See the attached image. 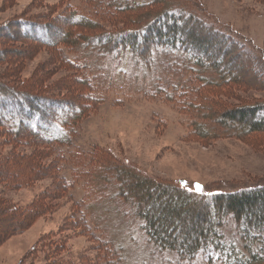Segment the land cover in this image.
Returning <instances> with one entry per match:
<instances>
[{
  "label": "rangeland",
  "instance_id": "1",
  "mask_svg": "<svg viewBox=\"0 0 264 264\" xmlns=\"http://www.w3.org/2000/svg\"><path fill=\"white\" fill-rule=\"evenodd\" d=\"M130 1L118 2L124 6ZM139 1L151 5L129 14L145 18L125 23L109 17L107 5L99 0H0V85L6 89L23 88L39 97L74 95L80 101L75 84H70L72 68L53 48L24 34L29 27L25 22L52 25L53 38L75 32L68 27V17L57 19L65 7L101 33L137 31L165 11L183 9L201 22L185 23L180 18L179 40H185L191 51L199 49V60L204 55L213 60L223 78L218 87L215 72L199 67L192 71L188 60L177 55L165 58L162 52H153L147 63L137 55H97L79 44L63 48L69 60L89 66L99 103L81 120L71 145L61 149L65 162L55 173L47 147L39 144L37 150L35 142L25 144L21 138L13 145L0 135V264H84L86 260L102 264L100 239L109 241L112 250L117 248L119 264H210L203 255L189 262L155 249L142 222L129 212L135 207L131 199L118 195V181L102 168V158L155 183L183 186L186 192L197 185L204 193L228 194L264 187V131L247 132L249 120L253 124L261 120L240 119L250 107L264 104V0ZM169 24L173 22L156 26L163 32ZM77 30L84 35L83 25ZM152 31L140 34L141 41L134 43L137 49L148 37L156 40ZM235 43L242 49L233 48ZM238 111L234 120L244 122L240 128L224 120ZM259 115L264 118V112ZM10 151L19 154L21 164L36 162L37 157L44 168L39 166L38 175L29 182L19 175L27 174L26 169H17L14 178ZM98 155L99 166L92 161ZM134 193L141 198L149 194L147 205L156 210L163 202L179 200L167 194L157 204L156 191ZM192 201L189 207L194 206ZM199 203L198 209L207 213L209 202ZM260 209L264 212L263 202L253 213ZM194 215H181L168 224L176 228V245L201 225ZM225 222L218 232L225 244L230 239L236 242V225L230 217ZM261 234L264 237V231ZM254 248L261 250L259 245Z\"/></svg>",
  "mask_w": 264,
  "mask_h": 264
},
{
  "label": "trees",
  "instance_id": "2",
  "mask_svg": "<svg viewBox=\"0 0 264 264\" xmlns=\"http://www.w3.org/2000/svg\"><path fill=\"white\" fill-rule=\"evenodd\" d=\"M118 1L119 0H99L100 4L107 5L105 12L109 17L117 20L119 19L120 21L122 20L125 23H132L134 21L141 22L145 16L138 17L130 14L136 13V9L151 5V3H143L142 5L138 0H131L124 6H121ZM182 11L184 10L174 7L173 12L169 13V10L165 11L162 15L157 17V19L155 18L145 25H142L137 31L127 30L120 33H101L96 32L97 30L94 29L95 25H90L82 15L75 13L69 7H65L61 10V15L57 16V19L64 20L62 18L68 17L70 19V25L68 27L76 29V31H69L68 34L66 33L60 38H53L52 30L54 28L52 25L35 22L23 23V25L27 24L29 26L25 29L24 34H29L37 42H44L47 47L53 48L60 55L61 62L65 66L72 68L73 72L71 74L72 79L70 80V84L72 86L75 84L80 101L74 95H67L60 98L39 97L37 95L25 93L23 88L10 87L6 89L0 85V135L4 139L3 141L12 142L13 145H16V143H18L16 139L21 138L25 144L35 142L37 150L39 149V144L47 147L49 150L47 153L53 157L51 164L54 173L59 170L61 164L65 162L64 154L61 152V149L71 145L79 123L82 119L84 120L87 114L93 110L94 106L99 103V97L96 95L97 89L95 80L91 77L89 66L75 60H69L63 51V48H73L74 45L77 44L82 45L85 50H90L97 55H115L118 56V58L125 56L134 58V56L136 57L137 55L141 56V59L147 63L149 60H153V56L151 55L153 52H157L158 54L162 52L165 58L177 55L193 64L194 68L192 71L199 67L202 68V70H210L218 74L219 79L217 82L218 87H220L223 78L221 73H219L220 70L217 64L205 55V58L199 60L197 57L199 49L197 48L198 50L193 49L191 51L185 46V40L183 42L179 40L176 30L180 18H183L185 23L201 22L197 17L185 14ZM181 13H184V15H181ZM123 15L126 16L122 17ZM167 20L170 22L172 21L173 24H169V29L164 28L162 32L161 29L157 28L156 24H163ZM79 25L84 26L83 31L85 36H81L77 33V31L79 32V30H77ZM153 27L156 29L154 30ZM206 27L209 30L211 29V31L213 29L211 25H206ZM152 30H154L155 33ZM151 31L156 40L153 39L152 41L150 39L151 37H148L146 41L144 40L141 42L143 45L141 50L137 49V46L134 45L135 40L140 39L141 35H145ZM213 31L217 36L222 35L219 31ZM186 37L189 40L192 39V36L189 34ZM224 38H226V36H224ZM227 40L229 42H234L232 38H227ZM149 43L151 44L150 46H148ZM232 45L233 48H239L236 43ZM69 89L70 88H67V91ZM181 91L184 90L182 89ZM263 106L264 104L250 107V109H247L246 115L243 113V116L241 113L240 116L242 118L240 117V119L242 120H246L243 119L244 116L251 117V119L258 117V119L261 120L259 123L254 124L249 120L247 132L260 133L264 131V118L263 116V119L260 118L261 116L259 115V113L264 112ZM239 111L232 112L229 118L226 117L224 120L232 121L231 123H234L238 128H240V126L242 127V124H244L242 120L240 124L235 123L234 120L236 113L240 114ZM9 155H12L10 157L11 160L6 159L3 163H6L7 160L13 161V177H18L17 169H26L27 174H19L20 177L26 179L28 182L34 180L35 176L39 173L38 169L40 163L38 158H35L37 159L36 162L32 161L21 164L18 153L10 151L8 156ZM92 161H97L99 166V161H101V159H99L98 155L92 157ZM42 165L43 166H40V168L43 169L44 164ZM102 168L106 169V174H110L118 181L115 184L118 187V195L125 200L131 199L135 207L133 211L129 212L132 213L135 219L142 222V230L145 232L148 241L158 251L175 253L180 260L189 262H193L199 256L203 255L204 257L206 256L205 258H207L210 264H264V237L261 234L262 231H264V212L263 209H260L258 213H253L257 203H264V187L252 188L232 194L222 192H197L196 188H193L187 191V193L182 189L183 186L179 189H175L155 183L152 180L134 174L129 169L107 158H102ZM125 183H128L127 187L124 186ZM63 185L64 181H62V186ZM62 190L64 191V187ZM149 190L159 193L155 199V203L157 204L162 200V197L167 194H173L177 199L179 197V200L178 202L177 200L176 202H163L158 210L153 208V206L149 208L147 205L150 199L149 194H145V196L141 198L140 195L134 193L135 191L147 193ZM190 198L193 199L192 202H195L192 207H189V205H193L190 202ZM204 200L209 202V210L207 213L198 209L200 208L198 204H201L199 202ZM194 211H197V214L194 213ZM193 214H195L194 219L200 222L201 225L194 229H190L189 234H186V239L176 245V228L173 224L170 225V227L168 224H170L171 220L174 218L179 220L181 215L191 216ZM225 216L226 218H224ZM228 217H230L232 223L236 225L235 229L238 239L236 242L230 239V241L225 244L218 229L225 226V220H227ZM80 221L84 222V219ZM105 241L106 240L100 239L99 247L103 254L101 263L119 264L116 261L117 257L119 258L117 248H113L112 250V248L108 246L109 241ZM257 245L261 246V250L259 251L257 248H254L255 250L253 251L252 248ZM85 262L88 263V260L84 261V264Z\"/></svg>",
  "mask_w": 264,
  "mask_h": 264
},
{
  "label": "snow or ice",
  "instance_id": "3",
  "mask_svg": "<svg viewBox=\"0 0 264 264\" xmlns=\"http://www.w3.org/2000/svg\"><path fill=\"white\" fill-rule=\"evenodd\" d=\"M196 191H197V192H200V191H202V189L200 188V186H199V185H197V186H196Z\"/></svg>",
  "mask_w": 264,
  "mask_h": 264
}]
</instances>
